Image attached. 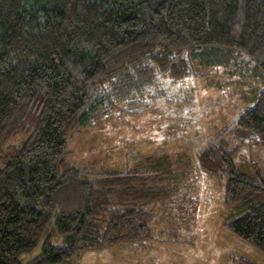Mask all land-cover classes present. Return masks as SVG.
Returning a JSON list of instances; mask_svg holds the SVG:
<instances>
[{
    "label": "trees",
    "instance_id": "obj_1",
    "mask_svg": "<svg viewBox=\"0 0 264 264\" xmlns=\"http://www.w3.org/2000/svg\"><path fill=\"white\" fill-rule=\"evenodd\" d=\"M245 58L262 85L257 101L198 157L206 173L228 175L236 211L225 226L264 254V180L239 173L228 149L264 146V0H0V264H24L56 210L66 243L47 238L27 264H77L118 243L144 248L153 211L180 188L178 153L159 146L97 173L66 160L68 137L112 110L162 107L164 88L184 100L182 82L208 75L194 61Z\"/></svg>",
    "mask_w": 264,
    "mask_h": 264
},
{
    "label": "rangeland",
    "instance_id": "obj_2",
    "mask_svg": "<svg viewBox=\"0 0 264 264\" xmlns=\"http://www.w3.org/2000/svg\"><path fill=\"white\" fill-rule=\"evenodd\" d=\"M235 60L238 62L237 58L231 62ZM194 67L208 75L190 76L182 82L178 91L185 95L184 100L172 101L171 91L164 88L171 101H163L162 107L148 106L136 114L112 110L68 137L66 160L92 172L126 168L159 146L178 153L174 172L183 171L178 177L180 188L153 211V238L144 248L118 243L110 250L86 251L77 264H233V256L264 264L262 252L225 226L236 211L226 202L228 175L206 173L198 157L257 101L262 85L255 76V64L245 58L237 66H203L194 61ZM228 149L239 173L264 180V146L245 140L232 142ZM4 166L0 160V170ZM57 216L58 210L37 246L20 256L22 263L40 255L49 237L55 245L66 243L65 236L55 229Z\"/></svg>",
    "mask_w": 264,
    "mask_h": 264
},
{
    "label": "crops",
    "instance_id": "obj_3",
    "mask_svg": "<svg viewBox=\"0 0 264 264\" xmlns=\"http://www.w3.org/2000/svg\"><path fill=\"white\" fill-rule=\"evenodd\" d=\"M161 103H163V101H162ZM164 112H165V111H164ZM165 113H166V112H165ZM155 239H156V238H155ZM183 244H184V243H183ZM112 246H116V245H112ZM112 246H108V247H106V249H107V250H110L109 248H111ZM136 249L139 250L138 248H136ZM96 251H97V250H96ZM87 252H88V251H87ZM84 253H85V252H84ZM84 253H83V254H84ZM83 254H82V255H83ZM82 255H81V256H82ZM80 258H81V257H80ZM79 261H80V259H79Z\"/></svg>",
    "mask_w": 264,
    "mask_h": 264
}]
</instances>
